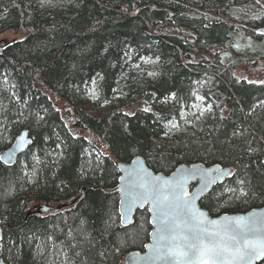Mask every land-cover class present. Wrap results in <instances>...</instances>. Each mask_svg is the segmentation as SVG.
Returning a JSON list of instances; mask_svg holds the SVG:
<instances>
[{"label": "trees", "instance_id": "1", "mask_svg": "<svg viewBox=\"0 0 264 264\" xmlns=\"http://www.w3.org/2000/svg\"><path fill=\"white\" fill-rule=\"evenodd\" d=\"M263 26L264 0H0V35L23 36L0 48V154L23 130L33 140L14 166L0 162L6 263L124 264L142 251L150 214L122 226L113 191L118 163L135 156L164 174L231 167L201 200L212 216L263 207L264 84L238 76L264 60ZM196 95L213 116L194 134L169 132ZM229 187L248 195L219 198Z\"/></svg>", "mask_w": 264, "mask_h": 264}, {"label": "snow or ice", "instance_id": "2", "mask_svg": "<svg viewBox=\"0 0 264 264\" xmlns=\"http://www.w3.org/2000/svg\"><path fill=\"white\" fill-rule=\"evenodd\" d=\"M125 56L131 59L128 53H125ZM140 59L146 64L155 63L143 57ZM136 67L139 68V65ZM140 71L143 72L145 69ZM147 75L155 76L156 73L149 71ZM259 83L264 84V80ZM259 104L264 107V101H259ZM27 135L23 133L20 139L23 140ZM177 172L181 175L177 177L173 174L171 179L153 177L150 173L135 168L128 172L129 191L133 203L139 202L141 206L151 204L149 211L156 214L158 228L153 233L156 242L152 247L157 259H175L183 261V264H251V261L264 257V241L250 239L256 237L264 228V218L225 216L222 218L223 223L218 220H207L205 212L193 206L195 197L186 188L188 180L195 177L197 169L195 167L191 170L177 169ZM220 174L232 175L231 172L224 171ZM201 177L204 179L205 187L208 183L216 182L215 179L208 178L207 172H202ZM239 183L243 185L244 181ZM217 195L219 198L227 196L231 200L246 197L248 193L242 188L238 190L229 187L223 188Z\"/></svg>", "mask_w": 264, "mask_h": 264}, {"label": "water", "instance_id": "3", "mask_svg": "<svg viewBox=\"0 0 264 264\" xmlns=\"http://www.w3.org/2000/svg\"><path fill=\"white\" fill-rule=\"evenodd\" d=\"M258 32L261 35H264V27H261L258 29ZM259 67H264V63L259 65ZM55 98L57 96L55 95ZM76 130H73V133H75ZM23 133H27L28 135L24 137L23 140L20 139V136ZM33 140L32 137H30L28 130L22 131L13 141L11 146L4 150L0 155V162L3 163L6 166H14L17 163L18 158L28 150V148L32 145ZM137 162V163H133ZM197 169L196 175L193 179H189L186 188L187 191L192 193L195 197L193 201V206L196 209H199L206 214L207 220H218L223 223L222 220L223 217H236V216H244V217H259L264 218V206L259 208H253L246 212L241 213H232V214H222L219 216H211L209 212L201 206V200L209 193L211 192L214 187H216L219 184L224 183L230 176L232 175H221V171L224 172H231L233 173L232 168H223L219 164L214 165H206L204 163L198 162V163H192V164H180L178 165L174 171H172L169 174L164 173H156L152 168L149 167L146 159L143 156H135L131 161L129 162H121L118 164V171L120 173L118 183L116 187L113 189L114 193H116L119 197V214L121 217V224L123 226H129L133 224L134 217L138 211L142 210H148L150 214V224L152 227V230L150 232L149 242L145 245L144 250L142 251H132L128 253L124 258V264H183V261L180 260H169V259H157L156 253L153 249V245L156 242V237L153 235V233L158 228V223L156 220V214L154 212H150L149 208L152 207L151 204H144L143 206L140 205L139 202L133 203V197L132 194L129 191V177L128 172L130 169H137V170H144L147 173H150L153 177L159 176L163 177L164 179H171L173 178V174H176L177 177L181 175V173L177 172V169H187L191 170L193 168ZM202 172L208 173L209 179H215V183H208L207 187H205L204 179L201 177ZM75 201L69 202L66 204H62L59 206H50V205H39L35 207L36 212H43V213H51L59 211L65 207H68L72 204H74ZM208 227H213L212 225H207ZM0 238L3 239V230H2V218L0 213ZM0 239V241L2 240ZM250 239H258L261 241H264V228L261 229V231L258 233L256 237H250ZM264 260V257H261L260 259H256L251 261V264H258ZM0 264H6L5 261L0 258Z\"/></svg>", "mask_w": 264, "mask_h": 264}, {"label": "rangeland", "instance_id": "4", "mask_svg": "<svg viewBox=\"0 0 264 264\" xmlns=\"http://www.w3.org/2000/svg\"><path fill=\"white\" fill-rule=\"evenodd\" d=\"M22 37H23L22 35L16 34L13 32L4 33L0 35V45L11 42V41L22 39ZM146 59L152 60L150 58H146ZM152 61H155V63L146 64L143 60L141 65H143V68H146L149 66L150 67L157 66L158 62L156 60H152ZM251 65H254V62H248L245 65V67H243L239 71L238 76L240 78H245L248 81L259 82V81L264 80V69H251L250 70L249 67ZM148 77H154V76L148 75ZM90 94H91V99H90V102H91L95 98L94 88H92ZM201 97L202 96L200 95H196L195 101L181 112L180 118L174 121H171L168 124L167 128L169 132H172V133H182L183 132L189 135V134H194L196 131H200L202 129L203 122L206 119L213 116L214 108H213V105L209 103L206 99L204 100L203 97L202 99H200ZM209 105L211 107H209ZM102 108H107V107L104 105V107ZM173 125H175L176 127H172Z\"/></svg>", "mask_w": 264, "mask_h": 264}, {"label": "bare ground", "instance_id": "5", "mask_svg": "<svg viewBox=\"0 0 264 264\" xmlns=\"http://www.w3.org/2000/svg\"><path fill=\"white\" fill-rule=\"evenodd\" d=\"M209 193H210V192H209ZM209 193H208V194H209ZM208 194H207V195H208Z\"/></svg>", "mask_w": 264, "mask_h": 264}]
</instances>
